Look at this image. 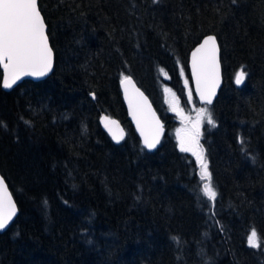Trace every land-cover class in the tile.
I'll return each instance as SVG.
<instances>
[{
	"label": "trees",
	"instance_id": "1",
	"mask_svg": "<svg viewBox=\"0 0 264 264\" xmlns=\"http://www.w3.org/2000/svg\"><path fill=\"white\" fill-rule=\"evenodd\" d=\"M38 7L51 75L7 92L0 68V174L18 209L0 233V264H264V0ZM210 34L222 85L204 105L214 126L202 123L199 143L214 201L203 194L196 159L177 146L165 91L189 110L188 55ZM241 68L247 75L237 84ZM125 76L163 123L153 151L127 118ZM102 116L121 123V141L104 131ZM252 229L260 247L248 245Z\"/></svg>",
	"mask_w": 264,
	"mask_h": 264
},
{
	"label": "snow or ice",
	"instance_id": "2",
	"mask_svg": "<svg viewBox=\"0 0 264 264\" xmlns=\"http://www.w3.org/2000/svg\"><path fill=\"white\" fill-rule=\"evenodd\" d=\"M219 47L215 36H208L203 43L192 53V70L195 76L197 91L202 100L207 104L212 103L216 87L219 84ZM53 52L49 46L44 19L38 7V0H0V66L4 75L2 86L11 88L24 76L43 77L52 69ZM246 72L241 68L236 73L235 82L243 83ZM122 83L125 85V94H128L131 86L138 96L133 108V118L137 120V126L141 127V135L144 136V145L153 149L159 143L161 127L155 120V114L151 112L147 98L135 89L130 77L125 76ZM187 83V81H186ZM165 91H169L165 89ZM191 98V93H189ZM130 107L133 101L129 99ZM206 113L207 123L214 126L211 113ZM107 119V118H105ZM143 122V126H141ZM115 123V121H112ZM201 118L197 119L195 131L188 137L180 140V150L190 152L196 158L200 167V179L203 184V194L209 200L214 201L216 191L212 184L208 162L202 145L199 143ZM147 128V133L145 131ZM119 142L123 134L113 136ZM243 144V141H241ZM16 205L8 192L3 178H0V230L6 228L16 215ZM176 239V238H174ZM248 245L256 248L261 246V239L255 229L248 236Z\"/></svg>",
	"mask_w": 264,
	"mask_h": 264
},
{
	"label": "water",
	"instance_id": "3",
	"mask_svg": "<svg viewBox=\"0 0 264 264\" xmlns=\"http://www.w3.org/2000/svg\"><path fill=\"white\" fill-rule=\"evenodd\" d=\"M42 15V14H41ZM43 17V16H42ZM44 19V18H43ZM45 22V21H44ZM45 26H46V23H45ZM46 35H47V26H46ZM208 36H214L212 34L210 35H207L205 37H203L201 39V41L196 44L189 52V55H188V63H187V67H188V73H189V78H190V86H191V90H192V93H193V96L195 97V99L197 100L198 104L200 105H206V106H211L212 103L214 102L215 98L217 97V94L221 88V85H222V67H221V62H220V48H219V56H218V59H219V84L218 86L216 87V90H215V95L212 97V103L211 104H207L204 100L201 99L198 91H197V85H196V80H195V76L193 74V70H192V53L196 51V49L203 43V40L205 38H207ZM49 41V39H48ZM217 45L219 47V44L217 42ZM49 46L51 47L50 45V42H49ZM52 49V48H51ZM53 52V50H52ZM53 66H54V53H53V64H52V69L47 73V75L43 76V77H34V76H24L22 77L20 80L17 81L16 84H14L11 88H4L2 86V81H3V75H4V70H3V67L0 66L1 68V72H2V75H1V88L2 90L4 91H11L13 88H15L16 86H18L19 84H21L23 81L25 80H31L33 82H38V81H42L44 79H46L49 75H51L52 71H53ZM133 84L135 85V89H138L140 93H143V96L147 98V103L148 105H150V108H151V112L155 114V120L156 121H159V125L162 126L161 127V131H160V138H159V143H160V140L162 138V134H163V123L161 121V119L159 118L156 110L154 109L151 101L149 100V98L147 97V95L135 84V82L133 81V79L131 78ZM123 79L121 80L120 82V90H121V95H122V99H123V102H124V105H125V108H126V112H127V118L129 120V122L132 124V126L134 127L137 135H138V138L140 140V143L141 145L148 151H153L154 149L157 148V146L159 145V143L156 145L155 148L153 149H148L147 147H145L144 145V136L141 135V127H138L137 126V120L133 118V108L135 107L136 105V102L138 100V96L137 94L135 93V90L129 86V90H128V94L126 95L125 94V85L122 83ZM132 99L133 101V106L130 107V104H129V99ZM107 118V119H105ZM100 121H101V126L102 128L104 129V131L112 138V140L114 142L117 143V140L113 138L114 134L119 136L122 132L123 134V138L125 136V131H124V128L123 126L121 125V123L115 119V118H110V117H106V116H102L100 118ZM112 121H115V123H112ZM141 126H143V122L141 124ZM145 131L147 133V128H145ZM122 140V139H121ZM120 140V141H121ZM0 178H3L2 175L0 174ZM4 179V178H3ZM5 181V180H4ZM6 184V182H5ZM7 186V184H6ZM7 189H8V192L11 194L8 186H7ZM12 196V194H11ZM12 200L14 201L13 199V196H12ZM15 203V201H14ZM16 205V203H15ZM16 209H17V206H16ZM18 214V209L16 211V215L13 217V219L9 222V224L6 226L5 229L3 230H0V233L4 232L5 230H7V228L11 225V223L14 221V219L16 218Z\"/></svg>",
	"mask_w": 264,
	"mask_h": 264
},
{
	"label": "rangeland",
	"instance_id": "4",
	"mask_svg": "<svg viewBox=\"0 0 264 264\" xmlns=\"http://www.w3.org/2000/svg\"><path fill=\"white\" fill-rule=\"evenodd\" d=\"M184 77L185 76L183 75V82L185 83L187 88V102L189 105L188 111L180 106L179 100L176 98V96L171 90L168 89L169 91H166V99L169 105V109L172 113H174L178 120L177 125L174 128V135L179 149L181 138L188 137L194 133V126L196 125L197 119L201 118L199 131L201 130L202 123L207 120L206 113L201 111L202 109L207 110V108L205 106H201L199 104L194 103V96L192 94L191 87H189L188 80ZM189 93H191V98H189ZM190 154L192 155V153Z\"/></svg>",
	"mask_w": 264,
	"mask_h": 264
}]
</instances>
